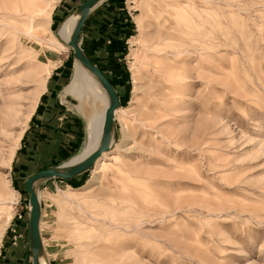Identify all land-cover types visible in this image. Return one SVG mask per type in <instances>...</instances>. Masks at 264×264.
<instances>
[{
  "label": "rangeland",
  "instance_id": "1",
  "mask_svg": "<svg viewBox=\"0 0 264 264\" xmlns=\"http://www.w3.org/2000/svg\"><path fill=\"white\" fill-rule=\"evenodd\" d=\"M59 1L44 0L26 36L25 1L0 0V243L28 226L23 181L41 168L19 171L16 155L56 63L71 64L62 100L84 124L74 158L104 107L67 93L75 60L55 40ZM127 3L109 153L71 182L35 184L45 263L264 264V0Z\"/></svg>",
  "mask_w": 264,
  "mask_h": 264
},
{
  "label": "crops",
  "instance_id": "2",
  "mask_svg": "<svg viewBox=\"0 0 264 264\" xmlns=\"http://www.w3.org/2000/svg\"><path fill=\"white\" fill-rule=\"evenodd\" d=\"M85 1L60 0L53 11L55 19L67 17L66 20L75 15L74 12ZM132 23L127 0H102L90 11L78 38L83 53L112 85L118 100L116 88L127 82L125 57ZM70 70L71 64L58 62L45 81L44 90L31 114L29 131L24 135L16 155L19 162L17 169L21 172L28 165L41 168L40 171L67 165L83 145V120L67 109L62 100ZM84 173L70 180L53 179L71 182ZM27 179L23 181L24 186ZM29 255L31 250L27 238V224L17 222L3 235L0 243V264H28Z\"/></svg>",
  "mask_w": 264,
  "mask_h": 264
},
{
  "label": "water",
  "instance_id": "3",
  "mask_svg": "<svg viewBox=\"0 0 264 264\" xmlns=\"http://www.w3.org/2000/svg\"><path fill=\"white\" fill-rule=\"evenodd\" d=\"M101 1L102 0H86L78 8L77 15H79V19L67 43L68 48L72 51L74 60L79 61L81 65L89 71V73L97 80V82L107 95L108 105L104 112L100 143L98 147L81 162L75 165H63L56 169L40 171L30 176L25 181L24 189L28 195L29 204L27 238L30 244L32 264H38V254L42 251V242L39 230L41 210L37 192L35 190V184L53 178L70 180L82 174L83 172L90 170L96 163V161L101 158L102 154L108 152L111 147L110 143L112 128L114 124V114L115 111L119 108L118 96L112 85L107 81L101 71L95 65H93L83 53L78 42L81 29L84 25L85 20L87 19V16L89 15L90 11Z\"/></svg>",
  "mask_w": 264,
  "mask_h": 264
},
{
  "label": "bare ground",
  "instance_id": "4",
  "mask_svg": "<svg viewBox=\"0 0 264 264\" xmlns=\"http://www.w3.org/2000/svg\"><path fill=\"white\" fill-rule=\"evenodd\" d=\"M25 7H23L24 12V21L21 22L23 26V32L26 36H32L33 25L32 22L35 20L36 16H47L45 15L48 10L51 9L50 3H45L44 0L37 1L39 4H36V0H24ZM22 15V14H21ZM43 18V17H42ZM79 19V15L75 14L69 17L65 22L61 24L56 32V41L59 47H67V43L71 36V33ZM55 38V37H54ZM54 45V44H53ZM56 47V46H55ZM69 49V48H68ZM50 68V67H49ZM99 88L96 86L94 77L89 73V71L81 65L79 61H75L74 72L70 81V84L67 88V93L69 95H78L80 96L83 92L90 93L92 92L95 98L104 105L103 109L100 112H94L90 114L86 121V142L82 154L77 158L67 163V165H75L85 159L89 154H91L99 145L101 131L104 120V112L108 105V99L103 95L98 94ZM154 94V93H153ZM93 97V98H94ZM2 104V102H1ZM147 110V109H146ZM119 110H116L117 112ZM115 117V114H114ZM112 141L110 143V146ZM109 153L105 152L102 154L96 163L102 162V159ZM38 200L39 194L37 193ZM40 204V201H39ZM38 264H46L44 259L43 249L38 254Z\"/></svg>",
  "mask_w": 264,
  "mask_h": 264
}]
</instances>
